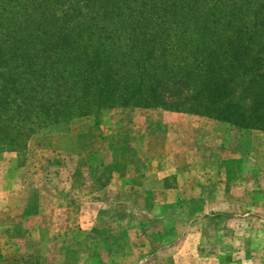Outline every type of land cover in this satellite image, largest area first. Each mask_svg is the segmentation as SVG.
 <instances>
[{"label":"rangeland","instance_id":"1","mask_svg":"<svg viewBox=\"0 0 264 264\" xmlns=\"http://www.w3.org/2000/svg\"><path fill=\"white\" fill-rule=\"evenodd\" d=\"M215 121L116 107L39 128L23 148L0 144V264H264L263 204L199 209L207 193L175 186L196 154L212 161L202 176L221 166L232 187L244 164L248 205L254 192L264 196V154L250 140V157L236 138L220 143L221 129L196 151L187 140L192 123L207 130Z\"/></svg>","mask_w":264,"mask_h":264},{"label":"trees","instance_id":"2","mask_svg":"<svg viewBox=\"0 0 264 264\" xmlns=\"http://www.w3.org/2000/svg\"><path fill=\"white\" fill-rule=\"evenodd\" d=\"M116 107L264 132V0H0V144Z\"/></svg>","mask_w":264,"mask_h":264},{"label":"crops","instance_id":"3","mask_svg":"<svg viewBox=\"0 0 264 264\" xmlns=\"http://www.w3.org/2000/svg\"><path fill=\"white\" fill-rule=\"evenodd\" d=\"M193 125L190 127L191 131L190 133V139H187L189 142H192V145L194 146V149L196 151V144L199 145H205L204 143L208 142V143H212L213 139H214V135L215 133H210V131H215L216 129H221L223 130L220 137L217 139L219 140L220 143H226L231 141L233 138H236V140H238V142H240V146L239 149H243V154H245L247 157H250L247 155L248 153V148H247V144L248 141L250 140V145L251 146H257V148H253L250 151H255V156L258 157V155H262L264 154V142L260 139L261 137V131L259 130H247V129H242V128H238L235 127V130H237L234 133V129L232 128L231 124L226 123V122H222V121H215L212 122V125L208 126L207 130H203L202 128H200L199 125L192 123ZM211 126V127H210ZM205 128V127H203ZM200 132L203 133V136L205 137V135H207L202 141H200ZM251 138L255 139V138H259V143H252ZM202 142V143H201ZM245 146L244 148H242L241 146ZM210 145V144H209ZM198 147V148H199ZM221 147L223 149H221V152L226 151L229 147L226 146V144H221ZM198 156L196 154H192L191 155V160H185L183 161L182 167L179 170H183V169H187V173L189 174L191 172V175L189 177H184V179L187 178V180L179 182V183H175L177 189H180V187L184 188L188 185L190 186L189 192L194 193V194H204L207 193V197L205 202V205H199V206H194L195 208H199V209H209V210H223V209H230L233 208V205L231 202H237L238 200V208L240 209H258L262 207V204L264 206V196L263 195H259L262 193H256L254 192L256 195L255 196V200L256 201V205L255 206H249L248 205V199H247V193H248V187H247V178L244 175L246 172V170L248 169L247 167L244 166V164L240 165V168L243 170L239 171V175L235 176L234 179H239V181H234L233 182V187L232 185H230L229 183V179L226 175H224L225 173H222L223 171H225V169L221 170L220 167H215V164L212 166L213 167V171L211 173V175H209L207 172V175L202 176L201 175V168L205 169L204 167H208L211 166V164L209 162H212L211 159H208L206 161L201 160L200 158L198 159ZM245 156H243L244 158ZM258 159V158H257ZM216 161V160H215ZM244 160H239V162L243 163ZM190 162L191 165H189L188 163ZM207 164H206V163ZM204 164V165H203ZM247 168V169H246ZM189 169V170H188ZM191 169V170H190ZM216 170V171H215ZM175 173H177L176 171H174ZM205 173V172H204ZM202 173V174H204ZM244 173V174H243ZM185 174V171L183 172V175ZM259 175L262 174V172L258 173ZM258 175V176H259ZM257 176V178H258ZM180 177V176H177ZM190 179V180H189ZM239 183V187H237V184ZM241 184H244V187L240 186ZM203 185V186H201ZM239 188V189H238ZM166 191H169V189H163ZM187 190V189H185ZM181 191V190H179ZM184 192V191H182ZM188 192V191H185ZM236 194H239V199L234 197L231 198V196H235ZM244 194V195H242ZM263 196V197H262ZM197 198H193V203L198 202L196 200ZM263 200V201H262ZM262 201V203H261ZM243 207V208H242ZM263 208V207H262Z\"/></svg>","mask_w":264,"mask_h":264}]
</instances>
